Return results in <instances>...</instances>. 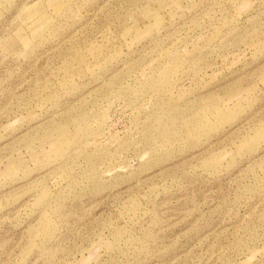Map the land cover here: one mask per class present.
I'll return each mask as SVG.
<instances>
[{
  "label": "rangeland",
  "instance_id": "rangeland-1",
  "mask_svg": "<svg viewBox=\"0 0 264 264\" xmlns=\"http://www.w3.org/2000/svg\"><path fill=\"white\" fill-rule=\"evenodd\" d=\"M0 264H264V0H0Z\"/></svg>",
  "mask_w": 264,
  "mask_h": 264
}]
</instances>
